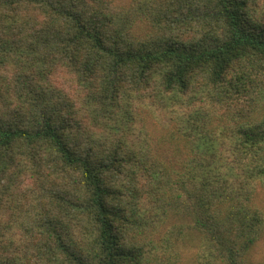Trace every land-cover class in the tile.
I'll return each instance as SVG.
<instances>
[{
  "label": "trees",
  "instance_id": "trees-1",
  "mask_svg": "<svg viewBox=\"0 0 264 264\" xmlns=\"http://www.w3.org/2000/svg\"><path fill=\"white\" fill-rule=\"evenodd\" d=\"M264 0H0V264H255Z\"/></svg>",
  "mask_w": 264,
  "mask_h": 264
},
{
  "label": "rangeland",
  "instance_id": "rangeland-1",
  "mask_svg": "<svg viewBox=\"0 0 264 264\" xmlns=\"http://www.w3.org/2000/svg\"><path fill=\"white\" fill-rule=\"evenodd\" d=\"M258 205L264 210V197L262 196L260 200H258ZM192 251H184L182 256V261L180 264H188L190 258L192 257ZM253 259L255 264H264V238L261 240L259 245L253 251Z\"/></svg>",
  "mask_w": 264,
  "mask_h": 264
}]
</instances>
